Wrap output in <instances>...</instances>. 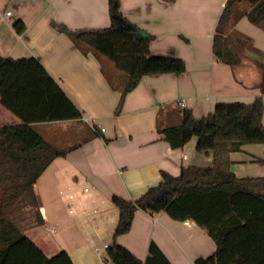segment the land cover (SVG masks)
<instances>
[{
    "label": "crops",
    "instance_id": "0c3cea01",
    "mask_svg": "<svg viewBox=\"0 0 264 264\" xmlns=\"http://www.w3.org/2000/svg\"><path fill=\"white\" fill-rule=\"evenodd\" d=\"M226 2L120 0L122 17L113 21L109 0H0V55L39 59L83 113L79 120L32 124L53 147L66 151L35 184L44 223L24 230L48 256L63 249L75 264H111L103 253L119 221L114 196L134 200L163 182L164 172L179 176L183 168L213 167L212 152L197 151V137L174 149L159 127L179 125L185 109L202 118L219 104L250 105L258 97L264 104V21L248 19L249 1L236 3L224 29L228 62L214 55L213 36ZM16 21L26 26L21 34ZM53 22L71 30L114 24L136 35L151 34V54L182 59L186 71L145 76L125 95L128 74ZM231 160L238 178L264 177V144H246ZM46 228L59 231V242H52L48 230L50 238L44 235ZM117 240L142 262L153 256L154 243L159 253L150 264H196L217 251L196 221L175 220L166 212L138 210L131 231Z\"/></svg>",
    "mask_w": 264,
    "mask_h": 264
},
{
    "label": "trees",
    "instance_id": "16d2710c",
    "mask_svg": "<svg viewBox=\"0 0 264 264\" xmlns=\"http://www.w3.org/2000/svg\"><path fill=\"white\" fill-rule=\"evenodd\" d=\"M113 21L122 17L120 0H109ZM227 0L213 36L217 59L226 58L225 27L237 2ZM251 3L248 19L264 21V0ZM76 43L89 46L126 72L129 82L125 95L145 76L177 74L186 71L182 59L153 56L150 44L154 36L136 35L113 24L104 29L71 30L53 22ZM17 33L26 26L16 21ZM264 71V62L262 64ZM264 92V77L262 81ZM122 102L116 110L121 112ZM0 264H75L66 250L48 256L24 233L16 213L25 207L34 210L37 225H42L35 184L45 170L66 151L48 143L33 127L38 122L79 120L83 113L37 58L15 60L0 55ZM263 99L250 105L219 104L202 118L191 110L183 111L182 122L159 127L172 148L184 147L197 137V151L212 152L213 167L183 168L179 176L163 173L164 180L140 197L130 200L113 197L119 209L114 240L107 248L111 264H150L159 253L153 243L147 262H142L117 238L131 231L135 213L166 212L175 220L196 221L215 240L217 251L196 264H264V177L238 178L232 170L231 153L246 144H264ZM155 253V254H154Z\"/></svg>",
    "mask_w": 264,
    "mask_h": 264
},
{
    "label": "rangeland",
    "instance_id": "374dc122",
    "mask_svg": "<svg viewBox=\"0 0 264 264\" xmlns=\"http://www.w3.org/2000/svg\"><path fill=\"white\" fill-rule=\"evenodd\" d=\"M184 40H186V39H184ZM172 58H174V57H172ZM77 204L79 205L80 203L78 202ZM15 218H16L15 220H17L19 225L21 227H23L24 230L31 229V228L37 226V222L35 220L34 210H31L29 207H25L24 209H22L19 212H17ZM47 230H48L47 228L43 230L44 235L47 236L48 238H50L47 233H49V232H50L49 234H53L54 233L53 236L55 238H50V239L52 240V242H56V243L59 242V231L53 232V230H54L53 228H51V229L49 228V230H48L49 232ZM101 232H102L104 238L109 239V235H108V233H105L104 229H101ZM41 239L43 241L45 240L43 238H41ZM96 244L99 245V246L101 245L99 241H97ZM48 245L51 246V244H48ZM51 247L54 250V247L53 246H51ZM49 252H52V251L49 250ZM55 252H57V251H55ZM103 254H107V251H105Z\"/></svg>",
    "mask_w": 264,
    "mask_h": 264
},
{
    "label": "built area",
    "instance_id": "2783aa9c",
    "mask_svg": "<svg viewBox=\"0 0 264 264\" xmlns=\"http://www.w3.org/2000/svg\"><path fill=\"white\" fill-rule=\"evenodd\" d=\"M6 16H7V17H11V16H12V12H11V11H7V12H6ZM180 104H181L182 106H185V103H184L183 101H181ZM83 191H84L85 193H88V192L90 191V188H89V187H85ZM54 231H55V230H53V232H54ZM109 246H110V244H107V243H106V244L104 245V249L109 248Z\"/></svg>",
    "mask_w": 264,
    "mask_h": 264
}]
</instances>
